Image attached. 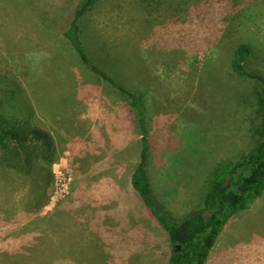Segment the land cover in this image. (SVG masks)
Here are the masks:
<instances>
[{
	"label": "rangeland",
	"instance_id": "obj_1",
	"mask_svg": "<svg viewBox=\"0 0 264 264\" xmlns=\"http://www.w3.org/2000/svg\"><path fill=\"white\" fill-rule=\"evenodd\" d=\"M79 1L0 0V77H13L17 83L15 93L0 88V112L46 131L54 147L53 159L41 160L43 167L35 172L34 186L29 177L0 167V264H167L172 239L148 215L141 198L127 194L129 213L137 216L128 219L122 232H110L111 240L107 234L102 237V225L83 220L92 210L88 193L95 191L99 196L107 189L113 195V183L118 179L125 193L137 143L122 154L110 151L106 159L88 160L92 148L89 140L93 138L88 135V126L101 141L102 135L97 132L102 131V120L120 118L118 114L131 101L125 92L81 64L63 38L67 11ZM261 2L264 0L255 2L257 8ZM217 5L222 16L216 19L217 27L214 22L208 32H204L205 23L196 20L190 29L188 14L169 25V11L160 10L155 2L144 10L136 0H103L83 23L84 29L93 34H82L91 61L124 86L127 82L115 70L119 65L101 55L93 37L105 43L99 47L126 46L142 61L146 57L137 44H147L150 36L179 54L178 63L170 65L157 50L144 88L150 94L146 95L149 112L155 116L157 111L156 117L161 112L148 128L154 136L150 146L151 181L156 199L173 221H181L201 205L221 162L237 159L259 141L260 85L238 75L231 60L232 50L249 39V67L264 73V16L246 21L244 35L233 25V6L222 1ZM166 28L171 33L162 35ZM179 28V42H175ZM155 31L157 35H151ZM1 84L10 81L2 78ZM41 92L49 94L46 104L58 98L59 104L54 101L47 106L59 109V125L39 109ZM96 93L100 98L94 97ZM79 94H90L89 101L76 100ZM109 96L113 102L108 101ZM72 119H76L73 127L64 122ZM112 129L114 140L120 138L117 122ZM135 135L140 136V129ZM74 207L84 210L80 215L84 217H72ZM115 236L119 239L114 240ZM207 264H264V195L250 210L231 220Z\"/></svg>",
	"mask_w": 264,
	"mask_h": 264
},
{
	"label": "trees",
	"instance_id": "obj_2",
	"mask_svg": "<svg viewBox=\"0 0 264 264\" xmlns=\"http://www.w3.org/2000/svg\"><path fill=\"white\" fill-rule=\"evenodd\" d=\"M102 1L103 0H80L77 5L71 7L67 11L64 24H67V26L62 33L63 38H65L72 50H74L75 56L78 55L81 64L85 65L99 78L112 83L117 89L125 92L131 101L130 111L137 127L140 129L141 136L140 160L132 173L131 183L135 191L147 204L149 213L172 239L171 254L167 264H207L218 237L223 233L230 221L240 213L250 210L256 201L264 195V73L254 71L249 67V58L252 53V45L249 39H246L232 50L233 57L231 64L236 73L242 77L255 80L260 85L257 105L259 106L262 118L256 130L259 141L253 148L237 159L221 162L213 173V177L203 196L201 205L189 211L181 221H173L162 204L156 199L153 183L150 181L147 169L150 157V131L148 129V115L150 112L145 93L130 90L127 87L128 83L123 82L126 86L117 83L114 75H109V73L103 71L96 66V64H93L82 40V34L85 32L86 35H93L90 30L87 31L84 29L83 23L93 9ZM136 1L138 6L142 7L144 10L146 8H151L152 4L155 2L160 10L169 11L171 13L170 20H172V23H168L169 25L178 23L180 18L188 14L190 16V19L187 21L189 28L193 26L192 24L195 20L200 21L206 25L204 32H208L214 22L217 27L216 19L222 16V14L218 13V8L220 7H218L217 4L219 1L229 2V4L233 6L231 10H236V15H234V17L232 16L233 25L235 23L236 26H234L236 28L238 27L237 29L243 32V34L247 32L243 27L246 21H254L255 18L260 15L264 16V3L261 2L259 8H257L258 5L255 3L262 0ZM150 13V15H152V12ZM195 13L196 15H194ZM166 30L167 31L162 35L171 33L168 28H166ZM191 31L193 32V30ZM174 32L175 30L172 33ZM195 33L199 35L198 32ZM180 34L181 31L179 28L175 33L177 36L173 41L179 42L178 35ZM244 35L247 34L245 33ZM93 39L96 41V47L100 49L101 55L105 53L104 50L110 49L111 52L116 55H110L116 59L115 61H113L110 56H105L107 61H112L114 65L120 64L119 60L122 59L120 53L121 49L107 47L106 45L99 47L98 45H104L105 43L94 37ZM157 44V41L149 45L147 44L145 50L147 51L148 57L143 61L140 59L141 56H130L128 65L130 69L133 70V73L131 74L129 72L128 82H132V80L136 81L137 79L141 85L148 83L147 73L145 74V72L149 71L153 64H155L156 59L154 56L155 54L157 55L158 48H165L161 46V43ZM171 59L172 55H168L167 61L169 63ZM177 63L178 59L175 60L174 64ZM115 70L120 72V76L122 77L121 66H116ZM2 78L10 81V84H1L2 87L0 88L12 89L15 93L16 91H14V89H17V83H14V81L16 79L4 75L0 77V79ZM123 81L126 80L124 79ZM39 96L41 101L38 107L44 112L43 109L46 110L47 107L45 97H48L49 94H43L41 92ZM39 96L36 100H39ZM9 98L15 101L13 96ZM67 98L71 99L72 96L69 95ZM53 99L55 103L59 104L58 98L56 99L53 97ZM57 112L58 110L54 111L55 114ZM54 113L52 114L54 115ZM52 118L53 119L50 120L58 124L57 117ZM53 155L54 147L51 143L50 135L46 131L38 127H30L27 123L8 117L0 112L1 168L9 169L29 177L34 186L35 172L40 171L43 167V162H41V160L44 162L51 161Z\"/></svg>",
	"mask_w": 264,
	"mask_h": 264
},
{
	"label": "crops",
	"instance_id": "obj_3",
	"mask_svg": "<svg viewBox=\"0 0 264 264\" xmlns=\"http://www.w3.org/2000/svg\"><path fill=\"white\" fill-rule=\"evenodd\" d=\"M151 35H157L156 31H155V33H152ZM147 41H148L147 44L149 45V44H151L150 41H152V43L156 42V38H153V37L150 36L147 39ZM147 44H145V43L144 44L143 43H141V44L138 43L137 44V48H138L139 52L140 51L142 52L141 54L146 57L145 59H147L148 54H147L146 50L145 51H143V50H144V47L146 48ZM141 48H143V49H141ZM165 48L164 49L163 48H158V50L163 52V55L165 56V60H167L168 55L170 53H172L171 54L172 55L171 62L170 63L168 62V63L170 65L172 63V65H173L175 63V60L177 59V54L174 53L175 51L174 52L173 51H169L168 49H165ZM167 48H169V47H167ZM104 52H105V53H103L104 56H110L111 54H113L111 52V49L110 50H104ZM120 53L122 55V59L119 60L120 64H118V63L117 64L119 66H121V68H122L121 74H122V77L128 83L127 87L132 88V91H141V92L145 93L144 88L146 87L147 84L141 85L138 80H137L136 84H133V85H131V83L128 82V80H129V72L131 74L133 73V70L130 69V67L128 65L129 61H130L129 59H130V56L131 57H132V55L134 56L135 53L129 51L128 47H126V46L121 48V52ZM113 56H116V55L113 54ZM110 57H111V59L113 61L116 60V59H114V57H112V56H110ZM174 65H176V64H174ZM152 67H154V66H152ZM152 71L153 70L151 68V69H149V71L145 72V74L146 73H150ZM152 76H153V74H151V75L149 74L148 77H152ZM145 95L149 96L150 94L145 93ZM90 96H91L90 94L88 96L79 94L76 100H78L79 102H81V101L88 102ZM94 97L95 98L96 97L100 98L99 95L97 96V93H96V95H94ZM127 97H128V95H127ZM108 101L109 102H113L114 101L113 97L109 96L108 97ZM50 103L53 104L54 101L51 102V100H50L49 103H47V104L50 105ZM43 110H44V113H45L44 116L47 115L48 119H53L52 117H57V119H58L57 120V122H58L57 125H59L60 119H62V116H60V111H59V109H57V107L51 106V108H50L49 106H47L46 110L45 109H43ZM55 110H58V112L56 114L54 113ZM156 112H155V116H154V112L150 111V113L148 115V120H149L148 128H149L150 123L152 122L153 118H154V120H156V119H158L160 117V113L161 112H159L158 117H156ZM52 113H54V115ZM118 116L120 118L115 119L116 118V116H115V118H114L115 120H113L112 122H109L107 119L102 120V124L104 125V126L102 125V127H103L102 131L99 130V132H97L98 135H100V136L102 135L101 136V138H102L101 141H98L95 138V136L92 133V128L90 126H88V135L93 137V138H90V140H89V144H90V146L92 148H90V150L88 151L89 153H88L87 157H88V160L89 159L90 160L94 159L93 162L97 161V157L102 158V157L105 156L104 159H106L107 156H108V153L110 151L111 152H113V151H116V152L121 151V154L123 152H127V150L129 149V147L132 144L137 143V149H136V153H135L136 154V160L132 164L130 172H129V175L127 176L128 179H127V187H126L125 193H122V191L120 190L119 179L117 181H114V183H113L114 187L116 188V190L112 192L113 195H110L111 192H109L107 189L102 190L103 195H99V196L95 193V191L92 192V193H88L87 201L90 203V206H91L92 210L90 212L88 211V213L86 214L87 216H85V219H83V220H84V222L91 223V225H95V224L96 225H102L103 226V228L101 230L102 237L105 239V234H107L108 240H111V239H109L110 232H116V231L122 232L123 231V226L127 225L129 223L128 219L132 218L133 220H135L134 217L137 216L136 213H133V212L131 214L129 213L128 202H127V198H126L127 194L131 193L133 198H136V197L141 198L140 195L135 191V189L133 188L132 183H131L132 173H133L135 167L138 165L139 160H140V151H141V143H140V141H141V136H138L139 128L137 127V125L135 123V120H134V117H133V115H132V113L130 111L129 102H127V106L125 105V107H123V110L120 111ZM75 120L76 119L64 120V122H66V124H67V122L69 124L71 123L70 125L73 127V126H75ZM116 122L119 124V127H120L119 131H120L121 137L114 140L112 125H113V123H116ZM89 129H90V132H89ZM136 133H137L138 137H136V135H135ZM153 137H154L153 133L150 132V146L152 144ZM95 144H98V147H96ZM165 151H168V150L166 149ZM150 158H151V153H150L149 162H148V166H147L149 177H150V181H151L150 164H151V159L152 158L151 159ZM162 176H165V173H162ZM164 183L168 184L169 182L167 180H165ZM174 191H176V190H174ZM106 194H108V195H106ZM124 194H125V196H124ZM96 201H98V202H96ZM91 202H93V204L96 205V206L98 204L99 207H101V208L97 209V207L96 208L93 207ZM115 203H117V204H115ZM93 208H95V211H93ZM146 211H147L148 215H151L149 213L148 209ZM62 214L65 215V216L68 215L66 213H62ZM82 214L84 215V210L82 211L81 208L74 207V212H72L71 216L75 217V215H77V218L78 217H84V216H80ZM144 214H145V211H144L143 215ZM130 216H132V217H130ZM66 219H68V218L66 217ZM60 221L61 220L59 219V222ZM72 223H74L73 219H72ZM227 226H226V228H227ZM226 228H225V230H226ZM57 229L59 230V223L57 224ZM121 238H122V236H121ZM118 239H119L118 236H115L114 240H118ZM58 246L61 247V244L59 243ZM64 246H66V245H64Z\"/></svg>",
	"mask_w": 264,
	"mask_h": 264
}]
</instances>
